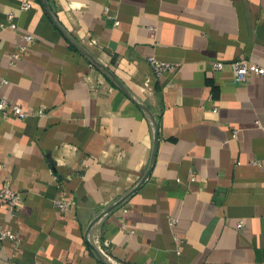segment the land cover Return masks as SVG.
<instances>
[{
  "label": "crops",
  "instance_id": "obj_1",
  "mask_svg": "<svg viewBox=\"0 0 264 264\" xmlns=\"http://www.w3.org/2000/svg\"><path fill=\"white\" fill-rule=\"evenodd\" d=\"M23 1L0 0V24L18 14L0 27V97L46 115L0 112V189L23 195L0 199V264H106L93 235L109 264H264V76L232 69L264 66V0H47L100 65ZM101 65L155 117L154 164L151 116Z\"/></svg>",
  "mask_w": 264,
  "mask_h": 264
},
{
  "label": "built area",
  "instance_id": "obj_2",
  "mask_svg": "<svg viewBox=\"0 0 264 264\" xmlns=\"http://www.w3.org/2000/svg\"><path fill=\"white\" fill-rule=\"evenodd\" d=\"M32 6H33L32 0H24L20 9L22 11H26L29 10ZM17 17H18L17 12H10L7 17V20L1 23L0 27L2 29L10 28L13 30H17L18 28V23L16 20ZM34 41L35 38L32 34L29 33L22 34L21 42L17 45V49L12 55L11 64H15L21 58V56L29 50L30 45ZM149 62L157 74H160L165 70L171 68L170 64H168L167 62L160 61L155 57H150ZM211 66L214 69H221L224 66V62L221 60H213L211 61ZM232 69L234 72V80L238 82L244 81L251 74L264 76V66H261L247 59L235 60L234 62H232ZM7 82H8L7 79L0 78V84H5ZM0 112L2 113L12 112L20 118H25L30 115H36L40 117L46 115V111L44 109H39L35 112H29L25 110L21 104L12 102L9 99L3 97H0ZM0 199L7 205L9 209L16 211V209L23 201V195L21 192L14 190L11 187L9 181H6L0 189ZM74 203L75 202L73 200L68 198L67 191L64 190V188H61L60 196L55 201V205L61 210V212L63 213L69 212L71 210V207L74 205ZM172 223H174V221H172ZM243 226L244 223L240 221L238 223V227L242 228ZM1 238L15 239L16 234L10 229L2 230ZM92 239L94 242L93 246L95 250L106 261L108 262L112 261V257L109 253V250L107 246L103 244L101 238H99L96 235H93Z\"/></svg>",
  "mask_w": 264,
  "mask_h": 264
},
{
  "label": "water",
  "instance_id": "obj_3",
  "mask_svg": "<svg viewBox=\"0 0 264 264\" xmlns=\"http://www.w3.org/2000/svg\"><path fill=\"white\" fill-rule=\"evenodd\" d=\"M45 9H46V12L49 16V18L52 20V22L54 23V25L64 34V36L67 38V40L72 44L74 45L80 52H82L83 54H85L86 56L90 57L96 64L100 65L99 62H97L93 56L87 51L85 50V48H83L78 42L77 40L56 20V18L53 16L50 8H49V5H48V2L47 0H41ZM101 67L111 76V78L130 96L132 97L139 106H141L144 110L147 111V113L151 116L152 120H153V124H154V128H155V147H154V153H153V158H152V164H154L155 162V159H156V156H157V150H158V145H159V132H158V125H157V121L155 119V117L152 115V113L150 112V110L145 106L143 105L142 103L138 102L132 95L131 93L127 90V88L124 86V84L117 78V76L115 74H113L107 67L101 65ZM151 169H152V166L149 168L148 172L145 174L143 181H145V179L148 178V176L150 175L151 173ZM95 252H97L95 250ZM97 254L101 257V260L103 262H105L106 264H109L107 263V261L97 252Z\"/></svg>",
  "mask_w": 264,
  "mask_h": 264
}]
</instances>
